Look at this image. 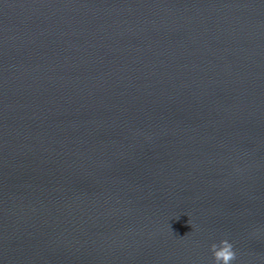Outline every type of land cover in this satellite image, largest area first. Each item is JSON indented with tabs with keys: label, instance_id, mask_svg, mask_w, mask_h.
Here are the masks:
<instances>
[{
	"label": "water",
	"instance_id": "water-1",
	"mask_svg": "<svg viewBox=\"0 0 264 264\" xmlns=\"http://www.w3.org/2000/svg\"><path fill=\"white\" fill-rule=\"evenodd\" d=\"M264 264V0H0V264Z\"/></svg>",
	"mask_w": 264,
	"mask_h": 264
},
{
	"label": "clouds",
	"instance_id": "clouds-1",
	"mask_svg": "<svg viewBox=\"0 0 264 264\" xmlns=\"http://www.w3.org/2000/svg\"><path fill=\"white\" fill-rule=\"evenodd\" d=\"M210 250L213 264H233L236 259L233 244L228 239H221L218 243L213 242Z\"/></svg>",
	"mask_w": 264,
	"mask_h": 264
}]
</instances>
